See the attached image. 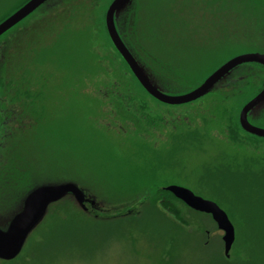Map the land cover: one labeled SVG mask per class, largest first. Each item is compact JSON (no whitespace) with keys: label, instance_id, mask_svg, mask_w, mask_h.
<instances>
[{"label":"rangeland","instance_id":"rangeland-1","mask_svg":"<svg viewBox=\"0 0 264 264\" xmlns=\"http://www.w3.org/2000/svg\"><path fill=\"white\" fill-rule=\"evenodd\" d=\"M20 1L0 0V17ZM48 1L0 39V76L3 63L12 72L7 53L24 40L22 28L30 27L23 34L26 39L37 36L41 47L56 38L66 40L71 31L78 44L70 50L62 44L66 51L59 58L55 50L47 58L43 66L49 70L47 81L82 80L92 98L84 93L78 112L74 101L64 112L67 106L49 93L51 123L31 146L42 170L36 177L22 178L16 167L12 169L15 150H9V166L0 177V223L42 179L74 182L84 198L81 206L71 196L65 198L75 224L57 228L53 222L43 227L41 223L19 253L23 258L9 264H264V240L255 231L264 232V225L259 223L261 214L248 204L264 180V139L242 144L244 134L236 122L242 106L264 86V69L256 63L242 64L224 79L237 81L231 87L190 104L160 106L165 140L156 142L155 137L140 133V120L125 118L105 98V82L117 76L121 83L135 81L106 35L104 15L112 0H53L44 8ZM254 1L131 0L119 12L118 26L165 93L179 95L231 57L264 52V0ZM4 78L10 80V74ZM60 82L49 91L59 89ZM57 101L60 108L54 105ZM263 112L250 118L262 128ZM172 132L178 133L168 141ZM172 143L174 149L169 147ZM176 143L184 147L176 148ZM179 184L226 212L235 229L228 257L209 215L196 214L168 193L166 201L177 212L164 206L153 209L154 193ZM135 207L140 209L137 214H127ZM50 231L51 241L25 254L29 238L39 241L40 232Z\"/></svg>","mask_w":264,"mask_h":264},{"label":"flooded vegetation","instance_id":"flooded-vegetation-1","mask_svg":"<svg viewBox=\"0 0 264 264\" xmlns=\"http://www.w3.org/2000/svg\"><path fill=\"white\" fill-rule=\"evenodd\" d=\"M51 1L53 0L48 1V5L51 4L50 3ZM125 9L126 8H124V10ZM118 16L119 15H117L115 19V24L122 41L124 42L128 50L132 53L134 58L149 74L151 78L150 80L151 83L154 86H156L158 90L165 93L164 87L158 82V80L152 78V74L149 72V66L140 62L134 55L133 50L124 41L123 35L120 32L118 26ZM22 20L20 22H22ZM20 22L15 24L12 28L19 25ZM12 28H10L9 30H11ZM22 29L23 30L20 34L25 40L23 46H20V41H24V40H19L18 43L17 42L15 43V46L13 47V52L7 53V56L12 58L13 61L12 63L13 69L11 68L12 72L10 73V69H7L8 64L3 63L2 68L4 71L2 70V72L4 74L0 76V149H1L0 174L1 175L5 174V172L7 171L6 167L4 166L9 163L7 162L8 154H9V150L12 149L13 151L15 150L14 164H13L14 167H16V169L18 170L19 175L20 173L23 174L22 176L20 175L22 178L23 177L27 178L28 176L36 177L37 171L42 170V166L36 157L35 149L33 152L31 150V146L32 143H34V141H37L34 138L41 137L44 130H45L44 131L45 134L48 129L47 126L50 125L51 123L49 116H50V112H52L51 111L52 100L48 99L49 93L55 94V96L59 97L60 102H62L61 104L62 107L67 106V109L63 108L64 112H67L68 105L71 106L70 104H68V102L72 103V101L76 103L74 104L75 107L74 111L78 112L80 108L79 101L81 100V98L83 100V95L84 93L87 92H85L84 90L85 82L79 79L76 81L60 80L61 82L47 81L46 75L49 70L43 67L45 66V62L47 58L49 56H51L52 58L54 50L58 54V58H59V56L66 51V48H63V45L65 46L69 45L68 47L70 50L71 45L75 46L76 44H78L77 34L76 37H74V33L70 31L72 36L67 38L66 40H62V38L60 39L56 38L54 43L51 42L52 43L51 45L50 43L49 44L46 43L44 47H41L37 43V39H38L37 36L28 37L27 35V39H26L25 35L23 34L26 33L28 29H30V27H25ZM9 30L3 33L0 36V39H2ZM20 34L18 36H20ZM4 51H5V47H4ZM253 51L255 52L256 50H252L250 52ZM257 52H263V51H257ZM2 61L8 62L5 61L4 59ZM64 66L67 67V64H64ZM237 67H240V65H238ZM7 72L10 74L11 77L10 80L4 78ZM231 73L232 71L230 72V74ZM8 81H10L9 84ZM58 82L61 83L59 85V89L55 88V90L49 91L50 90L49 88L53 86V84ZM201 82H199L197 85H199ZM88 83H90V81ZM133 83H135L138 89H135L133 87L134 86ZM133 83L130 81H124L123 83H121L116 80L105 82V84H103L102 86L103 88H105V98L109 100L112 104H116V107H118L119 110H121L120 112L125 115V118H128L134 122H136V120H140L139 123L141 126L139 130L140 133H146L147 135H151L152 137H155L154 141L156 142H159L160 139L165 140L162 135L165 134V132H163L164 131L163 124L165 125L166 121H164L163 117L160 115L161 110L159 112V108L160 106L163 105L170 107L180 104H167L165 102H162L159 99L152 96L151 94H149L148 91L137 80L133 81ZM236 83L237 81L233 82V81L221 80L208 93L215 91L217 92L224 87L226 88L227 86L231 87L232 84L234 85ZM196 86H193L189 90H185L182 93L188 92ZM100 91L101 90L98 89V92ZM86 95L92 98L89 93H87ZM206 95L207 94H205L204 96ZM204 96H201L187 103L190 104L194 101L200 100ZM46 100H47V104H46ZM60 102L57 101L54 105H56L58 108L60 106V105L58 106V103L60 104ZM80 104L81 106H83L82 101L80 102ZM261 111H264V106L262 108H255L251 113H249L248 114L249 122L255 125V123L252 120H250V118H252V115L259 114ZM162 120L164 122L163 124H161ZM186 130L187 128H183V131ZM188 130L191 131L192 130L191 127ZM178 132H172L171 136L168 138V141L170 140L172 141L174 137H176L174 135ZM180 137H183V139H187L186 136H179L178 139ZM176 144H175L176 148L184 147V145L180 143H176ZM171 145L172 148L174 149V144L173 143L170 144L169 147H171ZM191 145L196 146L197 144L191 143ZM44 178L46 179V176H44ZM43 181L44 179H42V181L39 182H43ZM179 185L184 187V185L181 184ZM167 192L170 193L169 191ZM170 194L173 195L172 193ZM67 196H71L73 198L71 194H68ZM151 200L154 202V206H152L153 209L157 211L160 207L163 206V203L166 200V195L163 192L154 193V197ZM139 211L140 209L135 207L131 212L127 214L133 215V214H137ZM174 211H176L175 208ZM207 215L210 216V214ZM215 226L220 232V236L222 239L224 235V231L219 229L216 223ZM234 240H235V229H234Z\"/></svg>","mask_w":264,"mask_h":264},{"label":"water","instance_id":"water-1","mask_svg":"<svg viewBox=\"0 0 264 264\" xmlns=\"http://www.w3.org/2000/svg\"><path fill=\"white\" fill-rule=\"evenodd\" d=\"M47 1L48 0H27L24 2L0 21V36ZM130 2L131 0L111 1L104 15L105 28L111 43L125 61L136 80L149 94L162 102L167 104H183L204 96L210 92L219 81L226 79L230 72L238 65L256 63L264 68L263 52L253 51L241 53L222 63L192 90L179 95L166 94L158 90L156 86L151 83L149 74L128 50L117 30L115 19L118 13L129 5ZM261 97H264V86L242 106L238 115V120L240 127L244 131L264 138V128L256 126L248 120L249 113L255 108H262L264 106V102L260 99ZM254 100L256 103L252 104ZM249 104H252L251 108L248 107ZM241 114H243V119H241ZM165 189L191 209L210 214L218 228L224 231L222 237L224 243L223 253L228 257L234 241V227L226 212L221 209L215 201L203 198L186 187L168 185ZM68 194H71L78 205L81 206L84 192L74 182L43 181L35 183L28 189L22 196L17 209L7 216L5 222L0 223V260L9 261L17 257L22 251L30 233L45 217L48 207L63 199Z\"/></svg>","mask_w":264,"mask_h":264},{"label":"trees","instance_id":"trees-1","mask_svg":"<svg viewBox=\"0 0 264 264\" xmlns=\"http://www.w3.org/2000/svg\"><path fill=\"white\" fill-rule=\"evenodd\" d=\"M27 0H22V1H20L16 6H15V8L11 11V12H9L8 14H6L5 16H1L0 17V21L1 20H3L5 17H7L10 13H12L14 10H16L19 6H21L24 2H26ZM256 1V0H255ZM254 1V2H255ZM49 5H47V6H44V8H46V7H48ZM104 27H105V25H104ZM105 31H106V28H105ZM106 35H107V37H108V39H109V36H108V34H107V31H106ZM109 41H110V43H111V40L109 39ZM112 44V43H111ZM112 46H113V44H112ZM113 48H114V46H113ZM115 49V48H114ZM116 52H117V54L120 56V54L118 53V51L117 50H115ZM121 57V56H120ZM121 60L123 61V63H124V65L127 67V69H128V71H129V73H130V76H131V78L132 79H134V80H136V78L134 77V75L131 73V71H130V69L128 68V66H127V64L125 63V61L122 59V57H121ZM257 65H259V64H257ZM260 67H262L261 65H259ZM237 67H235L233 70H232V72L236 69ZM263 68V67H262ZM264 69V68H263ZM123 75V74H122ZM117 78L120 80L121 79V77L120 76H117ZM116 78V79H117ZM118 79L116 80V81H118ZM124 80H127L126 79V77L125 78H123ZM262 85H264V82L262 83ZM261 89V87L259 88V90ZM263 115H264V112H263ZM263 118H264V116H263ZM236 122H237V124H238V121L236 120ZM239 125V124H238ZM240 127V126H239ZM240 131L244 134V136H241L240 135V141H241V143L242 144H245V143H247L245 140H252V141H255V140H258V139H264V138H262V137H258V136H255V135H251V134H248V133H246V132H244V130L240 127ZM245 138V139H244ZM242 139V140H241ZM8 166H9V164L6 166V168H8ZM12 169H15V167H14V165H12ZM17 174H18V172H17ZM20 175L22 176L23 174H21L20 173ZM260 177H261V173L259 172V174H258ZM0 177L2 178V176H1V174H0ZM8 177L7 176H5L4 177V181H6V179H7ZM23 180V179H22ZM21 180V181H22ZM7 182V181H6ZM260 183L262 184V185H260ZM264 185V180H261V181H259V186L258 187H255V191H256V193L255 194H253V195H250L249 197H250V202L248 203L249 205H251L253 208H255V210L259 213V214H261V216H260V220H259V223L261 224V225H264V193L261 191L262 190V186ZM160 191L161 192H163V193H168L167 192V190L166 189H160ZM168 194H170V193H168ZM171 195V194H170ZM172 197H174L173 195H171ZM175 198V197H174ZM176 200H178L180 203H182L186 208H188L189 210H191V211H194L196 214L198 213V214H201V212H198V211H195V210H193V209H191L190 207H188L186 204H184L181 200H179V199H177V198H175ZM67 202H66V200H65V198H63V199H61V200H59V201H57V202H55V203H53V204H51L49 207H48V210H47V213H46V215H45V217L43 218V220L40 222V224L42 225V227L43 226H45V225H48V224H50L51 222H53L52 224H53V227H65L66 225H70V224H75L77 221H75V217L73 216V212H71L70 211V209H68L67 207ZM163 206L166 208V209H168L170 212H173V213H176L177 211H175L174 212V206H172V205H170L166 200L164 201V203H163ZM173 211H172V210ZM202 214H205V213H202ZM205 215H207V214H205ZM74 218V219H73ZM215 223V222H214ZM39 224V225H40ZM38 225V226H39ZM37 226V227H38ZM36 227V228H37ZM35 228V229H36ZM56 228V229H57ZM56 229H54V230H56ZM261 230H262V228H260V229H256L255 231H257L256 232V235H258V236H260V239H262V240H264V232H261ZM39 231V230H38ZM52 231H50V232H40V236H41V238H40V240L39 241H35V242H33L32 240H33V238H29V245L27 246V248L25 249V254L26 253H28V251H30L27 255H29V254H31L32 252V250L34 249V247H36V246H41V245H46L47 244V242H49V241H51V239H52V236H53V234L54 233H51ZM32 233V232H31ZM37 233V232H36ZM254 235V234H253ZM27 240H28V238H27ZM27 240H26V242H27ZM25 242V243H26ZM262 249H263V247H262ZM24 251V250H23ZM20 254H21V252H20ZM19 254V255H20ZM19 255L17 256V257H15L14 259H12V260H10V261H4V260H2L3 261V264H9V263H11V262H13V261H16V260H18V259H21V258H23V257H19ZM22 255V254H21Z\"/></svg>","mask_w":264,"mask_h":264},{"label":"snow or ice","instance_id":"snow-or-ice-1","mask_svg":"<svg viewBox=\"0 0 264 264\" xmlns=\"http://www.w3.org/2000/svg\"><path fill=\"white\" fill-rule=\"evenodd\" d=\"M260 99H261L262 102H264V97H261ZM255 103H256V101L254 100V101L252 102V104H255ZM252 104H249L248 107L251 108V107H252ZM246 110H247V109H246ZM241 119H243V114H241Z\"/></svg>","mask_w":264,"mask_h":264}]
</instances>
